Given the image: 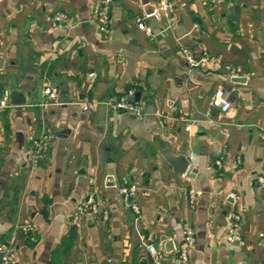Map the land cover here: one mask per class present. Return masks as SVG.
I'll return each instance as SVG.
<instances>
[{
  "label": "crops",
  "instance_id": "obj_1",
  "mask_svg": "<svg viewBox=\"0 0 264 264\" xmlns=\"http://www.w3.org/2000/svg\"><path fill=\"white\" fill-rule=\"evenodd\" d=\"M158 1L113 0L102 32L99 0H0V89L24 101L0 109V243L15 264H149L146 243L163 264L180 253L264 264V0H169L148 14ZM143 12L151 38L134 20ZM121 96L140 119L112 106ZM46 130L47 157L33 164L30 141ZM131 184L137 218L116 192ZM89 196L97 212L74 219Z\"/></svg>",
  "mask_w": 264,
  "mask_h": 264
},
{
  "label": "built area",
  "instance_id": "obj_2",
  "mask_svg": "<svg viewBox=\"0 0 264 264\" xmlns=\"http://www.w3.org/2000/svg\"><path fill=\"white\" fill-rule=\"evenodd\" d=\"M214 1V0H210ZM113 0H99L98 9H97V21H98V28L102 32L107 31L108 26V19H109V8L112 4ZM171 6L169 0H159L157 7L153 10V13H157L159 11H163L168 9ZM147 16L145 12L141 13L137 16L134 20L135 22L141 26L144 34L151 38L152 33L150 28L144 24V18ZM184 57L190 67L197 66V61L193 60L189 56V52L187 49H182ZM42 95L44 97V101L54 100L56 98V93L50 89L48 86L42 89ZM211 105L217 106L221 113H226L231 108V103L224 99L220 94H215L211 98ZM79 106L82 111L89 112L94 107V102L92 101H83L79 103ZM117 110H124L130 113H133L137 118L142 117V112L138 108V106L133 103L132 101L128 100L126 96H121L118 98L116 102L112 105ZM7 97L6 91L0 89V109L7 108ZM259 138L262 142H264V132L259 134ZM52 135L46 130L44 133L31 139L30 141V148H31V159L32 163L36 164L40 160H44L47 157L49 144L51 142ZM215 164L218 165L219 161H215ZM261 185H264L261 180H259ZM117 194L121 197L123 204L131 210V212L137 218L139 215V210L134 201H132V197L136 192V186L134 184L128 186H119L116 187ZM200 193L194 190L187 191V199L190 206H193L196 198ZM231 199H233L234 195H228ZM89 211L91 213H96V203L93 200L92 196H89L85 199L83 203L76 207V210L73 213V218L76 219L78 215L83 214L84 212ZM240 228V216L239 214L233 213L231 216V223L228 229V235L232 239H238L237 232ZM30 228L28 226L23 227L24 232H28ZM182 237L183 241L186 246H191L194 242L193 232L191 227L184 223L182 224ZM145 251L149 257V264H163L162 256L152 247L150 244L144 245ZM187 261L186 255L184 253H180L177 258L174 259L173 264H185ZM0 264H15V258L13 250L10 246L6 243H0Z\"/></svg>",
  "mask_w": 264,
  "mask_h": 264
},
{
  "label": "water",
  "instance_id": "obj_3",
  "mask_svg": "<svg viewBox=\"0 0 264 264\" xmlns=\"http://www.w3.org/2000/svg\"><path fill=\"white\" fill-rule=\"evenodd\" d=\"M152 9L150 8L148 14L152 13ZM237 80V79H234ZM6 97H7V103L8 105H19L24 104V101H20L16 91L6 89ZM129 100H132L131 98ZM60 104H67V99H59ZM165 161L171 166L173 172L183 174L186 170H188V160L182 156L173 157L171 155L166 154L164 156ZM190 172V170H188ZM167 246H170L169 243L166 244Z\"/></svg>",
  "mask_w": 264,
  "mask_h": 264
}]
</instances>
